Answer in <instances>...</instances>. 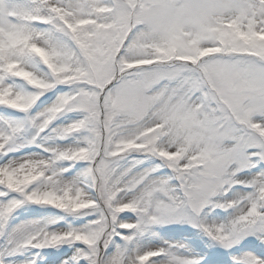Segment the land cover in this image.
I'll return each instance as SVG.
<instances>
[{
  "label": "snow or ice",
  "instance_id": "6c2138e0",
  "mask_svg": "<svg viewBox=\"0 0 264 264\" xmlns=\"http://www.w3.org/2000/svg\"><path fill=\"white\" fill-rule=\"evenodd\" d=\"M121 7L119 0H0V264L29 249L37 251L23 264H223L177 242L142 247L159 239L156 226L170 223L232 252L230 264H264V51L228 49L235 33L219 26L247 21L264 35V0L214 4L236 15L218 17V43L206 59L229 92L249 87L259 100L212 137L210 175L191 172L179 136L165 132L201 114L215 127L227 112L206 78L208 63L149 59V21L124 32ZM152 127L160 132L145 134ZM27 205L63 216L17 220ZM215 209L227 213L223 221L208 219ZM66 216L91 219L53 227ZM242 244L250 250L237 251ZM44 249L56 251L41 257Z\"/></svg>",
  "mask_w": 264,
  "mask_h": 264
},
{
  "label": "rangeland",
  "instance_id": "374dc122",
  "mask_svg": "<svg viewBox=\"0 0 264 264\" xmlns=\"http://www.w3.org/2000/svg\"><path fill=\"white\" fill-rule=\"evenodd\" d=\"M212 1H216V0H212ZM199 2L201 3L202 0H199ZM214 4L212 7L215 9L214 14H216V15L220 16L222 14L223 16L228 17L231 15L228 12L234 11L231 8H225V9H223V11L221 13L220 11H218L214 7ZM177 5H179V7H177ZM145 8H146V2L143 0L140 2L138 9L143 10ZM148 8L155 10L156 6L154 4H151V5H148ZM175 8H177V10L181 11L183 16L186 15V13L182 7L181 2L178 1V3L173 6V9H175ZM189 8L194 9V8H196V5L190 4ZM202 8H205V6L203 5ZM226 13H228V14H226ZM219 16H216V17H219ZM191 18H194L198 21L201 20V16L198 13L191 16ZM204 21L208 22V19L204 18ZM178 24L182 25V26L185 25V23L183 21H178ZM195 24L200 26L198 22ZM194 30H195V33L197 35H199L198 29L195 28ZM165 32H166V28L164 29V33ZM166 34L169 35L170 32H167V33L162 34V35H154V34H150L149 31L147 30L146 33L143 34V36L146 38L147 46H148L149 42H152L156 39L162 38ZM147 46H145L143 48V54L144 55H148ZM241 72L244 73L245 75H247V72L245 70H241ZM221 74L224 77V73L222 71H221ZM250 79H255V77H250ZM222 92L234 100H237L239 97V96L233 95L231 92H229L227 87H222ZM258 100H259V96H257L253 101H249V102L253 103V102H256ZM234 116H235V118H239V116H236V115H234ZM201 117H202V115H200L198 120L197 119L189 120V121L180 120L181 125L179 124V122H178L179 119H178L174 122L173 127L170 129V131H172L173 133H175L179 136V138L181 140V145H184L185 143L187 144L188 151L185 154L186 158L195 151L207 152V155L210 157L216 151V149L212 145V137H214L217 133H215L213 131V129L207 128L206 125H202L200 122ZM123 126L124 127L128 126L127 120L124 121ZM173 138H175V136ZM205 166H206V164H205ZM209 173L210 172L206 167L197 173L195 172V174H197V175H204V174H209ZM19 213H21V212L18 211L16 213V217L20 215ZM225 218L216 216L213 219H209V220L223 221ZM159 226L160 225L156 226L155 229L158 228ZM156 233H157V230H156ZM158 237H159V239L146 238L144 241H142V247H144V248L154 247V246L160 244L161 241H170V242H177L179 244L186 245L188 247V249H190L192 255H194V256H203V255L209 253L211 250L210 242L205 240L204 238H202L200 232H192V233L187 234V235H179V236L173 235V236H169V237H161V236H158ZM26 256H28L27 253H23V255L9 257V260L12 261V264H23L24 261H22V260Z\"/></svg>",
  "mask_w": 264,
  "mask_h": 264
}]
</instances>
